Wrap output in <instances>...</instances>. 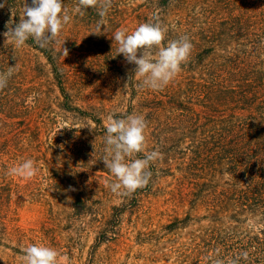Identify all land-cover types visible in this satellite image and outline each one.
<instances>
[{"label": "trees", "instance_id": "obj_1", "mask_svg": "<svg viewBox=\"0 0 264 264\" xmlns=\"http://www.w3.org/2000/svg\"><path fill=\"white\" fill-rule=\"evenodd\" d=\"M24 3L8 0L0 8V33L10 21L19 22ZM63 3L73 26L96 30L100 17L94 9L79 15L73 11L78 0ZM154 14L168 29L165 45L181 36L192 44L179 75L157 91L140 87V78L132 74L135 65L117 55L118 44L111 38L120 28L131 32L149 22ZM105 19L100 34L110 39V51L101 54L99 64L123 79V97L113 102L117 118L145 117L147 150L162 154L151 171L177 163L192 185L193 205L207 210L210 225L200 243L193 240L186 264H228L236 258L238 264H264V0H114ZM55 43L41 48L29 39L26 45L46 60L43 71L58 92V109L50 105L54 90L49 93L42 88L45 83L29 77L28 66L14 57L13 44L4 45L0 35V71L16 65L8 86L0 90V167L27 159L22 149L39 145L43 131L58 127V117L66 122L67 114L106 132L104 108L88 101L83 107L67 90V84L88 75L78 62L83 47L75 59V48L64 57ZM41 156L34 160L39 169Z\"/></svg>", "mask_w": 264, "mask_h": 264}, {"label": "rangeland", "instance_id": "obj_2", "mask_svg": "<svg viewBox=\"0 0 264 264\" xmlns=\"http://www.w3.org/2000/svg\"><path fill=\"white\" fill-rule=\"evenodd\" d=\"M144 1L134 0L135 4ZM108 39L94 28L70 22L55 43L57 49L75 48V59L80 55L78 47H83L85 55L78 62L88 68V75L83 82L67 84V90L83 107L89 106L88 101L104 108V126L107 117L116 114L113 102L124 91L123 79L99 64L101 54L110 51ZM14 51V57L28 66L29 77L45 83L42 88L49 93L54 90L50 105L57 107L58 92L43 71L48 68L46 60L28 45L14 46ZM67 116L66 122L58 117V127L43 131L39 145L28 143L21 151L33 160L41 152L44 165L38 175L9 176L6 172L12 166L0 167V264H23V249L39 243L55 248L60 264L191 261L193 240L200 243L210 221L204 207L193 205L192 185L177 163L156 174L151 171L143 189L115 195L107 187L114 177L102 161L106 132H98L103 129L93 122Z\"/></svg>", "mask_w": 264, "mask_h": 264}, {"label": "clouds", "instance_id": "obj_3", "mask_svg": "<svg viewBox=\"0 0 264 264\" xmlns=\"http://www.w3.org/2000/svg\"><path fill=\"white\" fill-rule=\"evenodd\" d=\"M7 4L8 0H3L0 8ZM113 6L114 0H78L73 11L83 15L87 9H94L100 17L96 25L97 34L104 29L105 18ZM71 19L63 0H31L30 5L25 0L19 22L14 25L11 21L7 23L6 31L0 35L4 38V45L12 43L21 48L32 39L41 48H46L58 42L63 28ZM167 32V27L154 14L149 22L141 23L131 32L120 28L111 37L118 44L117 55L122 54L128 64L135 65L132 74L140 78L141 88L162 90L179 75L181 66L189 60L192 50L189 38L181 36L165 45ZM62 54L68 56L69 50L63 47ZM15 70L16 65L9 66L6 72L0 71V90L8 86ZM146 129L143 115L129 114L117 118L116 114H112L107 117L102 161L114 177L107 187L115 195H129L146 187L152 178L151 165L162 158L159 150H147ZM141 153L143 157L139 158ZM38 172L36 162L28 158L10 167L6 175L32 179ZM243 256L246 259L247 253ZM59 257L55 248L39 243L26 246L22 259L23 264H60ZM215 264H224V261L216 260ZM228 264H238V258Z\"/></svg>", "mask_w": 264, "mask_h": 264}]
</instances>
